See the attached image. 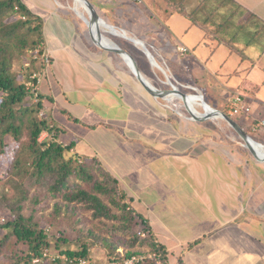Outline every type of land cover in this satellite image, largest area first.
<instances>
[{
  "label": "crops",
  "instance_id": "1",
  "mask_svg": "<svg viewBox=\"0 0 264 264\" xmlns=\"http://www.w3.org/2000/svg\"><path fill=\"white\" fill-rule=\"evenodd\" d=\"M143 1L90 0L105 23L125 32L126 37L116 31L121 37L109 34L108 38L133 57L138 71L156 89L166 90L159 84H168L156 73L158 69L143 54V48L133 41L144 45L161 67L158 73L178 87L190 85L181 71H193V91L203 99L207 91L210 99L206 103L218 111L230 108L232 95L238 92L235 86L254 90L255 94L259 91L258 85L242 81L240 74L254 75L260 79V87L264 86V48L253 56L246 53L250 43L237 49L231 40L218 36L229 29L234 13L244 16L246 11L251 14L248 18L264 31V0H199L194 5L203 10V5H230L216 8V13L227 10L214 24L218 32H210L209 18L192 22L186 13H179L183 17L179 19L180 29L174 32L170 18V27L164 29L169 34L161 26L162 10L172 15L175 5H193L194 1L178 0L168 7L159 5L158 0ZM29 6L46 17L43 49L50 65L44 76L59 69L57 75L77 98L69 101L57 79L55 83L43 79L39 91L57 107L53 108V119L56 112H62L64 117L69 114L70 120H60V125L64 133L82 141H74L73 151L99 158L118 178L133 198L132 207L148 221L154 240L164 247L167 264H264V163L257 161L244 145L240 148L226 136V140L216 139L224 130L208 129L206 122L182 120L161 103L165 100L152 97L124 59L99 49L84 20L71 15L64 5L60 11L53 5H40V9ZM246 25L242 24L243 28ZM73 26L77 40H63L61 31L73 30ZM231 35L237 37L234 30ZM111 36L130 41L132 49L127 50ZM181 46L188 52L180 53L177 49ZM63 61L67 66L62 70ZM227 84L234 85L228 89L229 98L221 100L218 93L211 92L225 90ZM95 103L99 113L92 108ZM246 104L251 109L249 117H242L247 126L250 121L264 119V100L256 95L248 97ZM112 111H116L114 115ZM89 114L94 120H86ZM246 134L263 137L249 131ZM180 249L179 254L175 252Z\"/></svg>",
  "mask_w": 264,
  "mask_h": 264
},
{
  "label": "trees",
  "instance_id": "2",
  "mask_svg": "<svg viewBox=\"0 0 264 264\" xmlns=\"http://www.w3.org/2000/svg\"><path fill=\"white\" fill-rule=\"evenodd\" d=\"M178 11L193 22V12H185V7ZM37 46L41 56L39 14L22 0H0V157L11 144L20 143L3 170L5 163H0V264H95L90 251L101 245L117 253L109 264L113 258L141 255L116 251L136 246L154 254H142L145 260L139 264L161 258L166 263L165 249L154 240L148 221L136 213L133 198L101 160L74 152L75 142L65 144L61 138L63 129L38 119L42 104L53 100L39 93L38 103L30 104L31 94L19 82L31 70L25 64ZM43 133L50 139L39 141ZM81 216L100 223L101 236L89 232L92 239L81 238ZM52 242L58 255L44 263Z\"/></svg>",
  "mask_w": 264,
  "mask_h": 264
},
{
  "label": "rangeland",
  "instance_id": "3",
  "mask_svg": "<svg viewBox=\"0 0 264 264\" xmlns=\"http://www.w3.org/2000/svg\"><path fill=\"white\" fill-rule=\"evenodd\" d=\"M72 1L73 0H71V1H69V0H22V2L25 3L28 7H30L29 5H31V6L32 5H35L38 9L41 8L40 5H53L54 8L58 10L60 8V6H63L64 5L65 9L68 10L71 13V15H73V16L75 15L74 17H77L76 16L77 14L73 10L74 5H73V2ZM87 1L90 2V0H87ZM145 1H147V0H145ZM145 1H143V2H145ZM176 1H178V0H158L159 5H167V7H168V4H170V6L171 5H175L174 2H176ZM193 1H194V3H193ZM198 1L199 0H190V2L193 3V5H191V4H185V5H183V7H185V12H187V13L193 12L192 13L193 14V20H195V21L197 20V21H200L201 22L204 19H206V18L208 19L209 18L208 28H209L210 32L217 33L218 31L216 30V27H215L214 24H217L216 22H218L220 20L221 16H224L226 14L225 12H227V10H224L223 12L216 13V8L218 6H223L224 8H228V7H230V5H218V6L217 5H206L205 10H203L202 8L201 9H198L200 5H194L195 2H198ZM213 1H216V3L217 2H221V0H213ZM211 3H214V2H211ZM151 6L154 8L155 6H158V5H151ZM175 7H172V9H171L172 15L169 14L170 16L166 13L167 11L166 12H163V10H162V18L160 19V22H161V26L163 27L162 29L163 30L164 29H167L168 30V27H170V25H171V24H169L168 20H170V18H171V22L170 23H173L171 25V28L172 29L174 28L175 29L174 32L176 33V32H178L176 29H178V30L180 29V25H179V23H180L179 21L180 20L179 19L183 18L182 15L179 14L180 12L178 11V9H181L183 7H178V8H175ZM59 11H60V9H59ZM61 11H62V14H64V12H63L62 9H61ZM243 11L245 12L246 10L243 9ZM37 13L39 14V16L42 19L46 18V17H44V15H43L42 12L41 13L37 12ZM250 15L251 14L248 11H246L244 13V16L241 15L240 12L234 13L232 15V20H231L229 29L228 30L226 29V30L220 32L218 36L224 38L225 40H231L232 45L234 47H237V49L239 47H241L242 45L243 46H248V43H250V46L246 49V53L255 56L257 53L259 54L260 52H262V50L264 48V31H262L261 30V27H259L258 25H256L252 20H250L248 18V16H250ZM242 24H247V25L243 28ZM52 28H53L54 34L55 35L56 34L58 35V30L56 28H54V26ZM75 29L76 28L74 26H73V30H71L69 28L63 29L61 31V36H62L63 40H66V41L77 40L73 36V33L75 34V32H76ZM172 29H170V32L171 33L173 32ZM233 30H234L235 34H237V37L236 38L232 37V35H231V32ZM164 32L166 33L165 30H164ZM175 33H173V34H175ZM166 34H169V33H166ZM103 35L106 36V37H109L110 36L109 33H107V34L106 33H103ZM178 36H179V38H181L182 33H181V35H178ZM111 38L113 40L119 42V43H123V45L126 47L127 50L132 49V46H131V42L130 41H128L126 39L121 40V39H118V38H116L114 36H111ZM251 38L253 39V41H252ZM40 49L41 48L37 46L34 51H31V52L28 53V60H27V63L25 64V67L26 68H29L30 67L31 70L29 71L28 74H26L24 76H21L19 78V82H22L23 84H25L26 87H27V89H28V93L31 94L32 100H31L30 104H36V103H38V100H37V98H35V96L37 94L41 93L39 91V89H40V84L43 81V79L46 81V83H51V82L52 83L53 82L55 83L54 79H57V81L63 87V92L67 95L68 100L71 101V102L76 101L77 98L74 95V92L72 94L71 91H68V83L63 78L59 77V75H57V74H60V72H61L59 69L56 70V73H54V74H53V72L50 73V74L48 72L47 75L44 76V73H45V71L47 70V68L49 66H46L45 65V63H44L45 58L43 56H39L38 51ZM143 62L145 64H147L146 60H143ZM246 63L248 64V62H246ZM27 64L29 66H27ZM61 65H62V70L65 69L66 66H67V64H65L64 61H63V63ZM181 72H184L185 73L184 74V79L186 81H189L190 82V85H187L188 88L184 87V85H182V84L179 85L180 87H178L174 83H171V84H173L175 87H177L181 92L185 93L186 95H197L193 91V77H194L193 76V71H189V70L184 71V70H182ZM156 73L161 76V79L164 82H166V78H165V76H163L161 74V72L158 73V70H157ZM177 74H179V73H177ZM239 77H240V79H242V81L244 79H247V82L248 83L249 82H252L254 85H258L259 91H257V94H255L256 91H254V90H250V89H247V88H238L236 86L234 87L233 84H230V85L227 84V86L224 85L225 86V90L224 89H220V91H216V90L214 91L213 90L211 92H213L215 94L218 93V98H220L221 100L222 99H225V98L227 99L230 96L229 95V92H228V89L230 87H234L236 89V91H238L237 93L238 94H241L245 99H248V97L254 98V96L257 95L262 100H264V86H261L260 87V84H259V80L260 79L256 80L254 78V75L253 76H250V77H247L246 74H242V75L240 74ZM180 78H182V75H181ZM37 79H39V82L40 83L37 82ZM33 80H35L36 82H33ZM159 85H160V87H163L165 89H170L171 88V86L169 84L168 85H162V86H161V84H159ZM244 85H246V84H244ZM45 86H47V85L45 84ZM45 86H44V88H45ZM189 89L191 91H189ZM208 98L210 99V97H208V93L206 91L205 92V98H204V102L205 103L208 101ZM161 103L163 105L169 107L171 109V111L174 112L176 115L180 116L182 120L188 121L191 118V116L187 112L184 104L182 103V101L180 99L174 98V99H172L170 101H167V102L166 101H163ZM213 103H216V102L213 101ZM54 107L55 106H53V104L49 103L48 101H45V104L44 105L42 104V108L38 112V119L39 120L46 121V123L50 127H53L55 130H57V129L60 130L61 129L60 120H64L65 119L67 121V118H68L69 114L66 113V116L64 117V114L62 112H56V116L54 117L55 119H53V113H52V111H53V108ZM55 108H57V107H55ZM92 108L94 110H96L98 113L100 112V110L98 109L96 103L95 104H92ZM212 109H214V108H212ZM197 110L200 113H203L204 112V109H202L200 107H197ZM214 110H216V109H214ZM69 111L71 112V110H69ZM229 111H230V108H226L225 111H223V112H225V114L228 115V112ZM115 112L116 111H112V114L114 115ZM90 116H91L90 114L87 116V118H86L87 121L94 120V119H90L91 118ZM92 116H94V115H92ZM56 117H57V119H56ZM231 119H233L238 124V126L245 133H246V131L248 132L250 130L249 129V126H247L245 124V119L246 118H242V117L232 118L231 117ZM56 120H57L58 123L56 122ZM212 121L213 122H211V120L205 121L206 122V126H207L208 129H213V130L215 129V130H218V131H223L224 130L222 133L219 132L220 134H218V137H216V139H218V140H220V139L226 140V138H225V136H226L232 142L234 141V144L236 142V144L240 148L244 145V143L241 140V138L239 137V135L232 129V127H230V125L226 121H224L222 119H212ZM192 122L194 123L195 121H192ZM74 123H78V122H75L74 121ZM198 123H200V122H198ZM201 123H204V122H201ZM207 123H210V124H207ZM75 125H77V124H75ZM68 126H71V125H68ZM221 134L224 135V136L222 137ZM252 136L253 137H251V138L253 140H255L256 142H258V143H260L262 145H264V137L261 138V137L255 136V135H252ZM61 138L63 139V141H64L65 144H69L70 142H74V141L76 143L78 141V143L82 144V141L81 140H77L76 138H74L70 134H68L67 132L64 133L63 135H61ZM47 139H50V136H48L47 133H43L40 136L39 141H44V140H47ZM22 140H23V142H25L26 141V136H24L22 138ZM18 144H20V143H18ZM18 144H16V143L11 144L7 148L6 154L4 156H1L0 157V163H2V164L5 163L3 165V167H2V170H3V168H5L6 162H8L10 160V158L12 156V153L16 149L15 147H17ZM116 179L118 180L117 177H116ZM0 187H1V185H0ZM1 220H2V218L0 216V221ZM81 220L83 221V223L78 227L79 229H81L80 230V237L81 238H84V239H86V240L89 241V237L91 238V235H90L89 232H93V234H95V235L98 234V236H101L100 231L102 229H101L100 223H97L96 221H94V222L90 221L87 216H84V217L81 216ZM73 237H75V236H73ZM141 237H143V236H141ZM185 248L186 247H184L183 250H185ZM118 250L122 251L123 255L126 252H128V251H132V252L135 251V252H137V253H139L141 255L143 254L145 256H147V255H154V254H151L149 252V249H147V248H141V247H138V246H136L135 248H132V249L131 248H118ZM118 250H116V251L118 252ZM90 252H91V254H90L91 260L95 264H109L110 263V259H111L110 256L113 257V256H115L117 254L116 252H114L113 254H111L110 251L108 252L107 248L104 247V246H102V245L101 246H94L91 249ZM175 252H177L179 254L181 252V249L180 250H176ZM57 255H58V253L54 249V242H52L49 250H46L44 252V256H48V260L47 259L44 260V261H46L44 263H47V262L51 261L50 259H53V257L56 258ZM49 257H50V259H49ZM152 258H153V256H152ZM159 261L162 262L163 259L162 258L161 259H157V261L150 260V263L158 264ZM33 263L34 264H38L39 262L38 261H34ZM162 264H163V262H162ZM164 264H167V262L164 263Z\"/></svg>",
  "mask_w": 264,
  "mask_h": 264
},
{
  "label": "water",
  "instance_id": "4",
  "mask_svg": "<svg viewBox=\"0 0 264 264\" xmlns=\"http://www.w3.org/2000/svg\"><path fill=\"white\" fill-rule=\"evenodd\" d=\"M78 1L81 3H85L86 9H87V12L89 15L88 20L86 21V19L83 16H81V18L85 21V23L88 27V31H89L90 38H91L92 42L101 50H105V51H108L111 53L118 54L124 60H125V58H127V59L130 58L131 60H133V57L130 54H128L124 50L120 49L119 47H117L115 45H114V47H108V46L103 44V40H102L103 39V32H105V31H103L100 26H101V23L104 24V22L102 21L101 17L98 16L94 7L92 6V4L89 1H87V0H78ZM107 28L110 29L111 34H113L112 32H115V30H116L115 27H113L111 25L107 26ZM124 37H126L125 34H124ZM133 42L136 43L137 45H140L141 48H143L142 49L143 54L148 58V60L151 62L152 65H154L155 67H157L159 69V66L153 60V58L148 53V51L146 50L144 45L140 41H133ZM133 75L135 76V78L137 79L139 84L142 86V88L147 93H149L152 97L163 99L165 101H169V98L171 96L178 95V98L182 101L184 106L186 105V98L188 97V95L181 92L173 84H171L170 89L159 90V89H156L154 86H152L148 81H144L143 78L139 74H133ZM201 99L203 100L202 96H201ZM203 103L205 106L209 107L204 101H203ZM204 111L205 112L202 116H196L190 112L189 115L191 116L192 121L205 122V121L210 120V119H222V120L226 121L230 125V127H232V129L239 135V137L241 138V140L244 143V146L247 148V150L250 152V154L257 161L264 162V157L261 158L258 155L256 148L252 144L254 142L252 140V138L249 137L238 126V124L233 119H231L228 115H226L225 113L218 111V110L213 109V111H211V112H209V110H207V111L204 110Z\"/></svg>",
  "mask_w": 264,
  "mask_h": 264
},
{
  "label": "bare ground",
  "instance_id": "5",
  "mask_svg": "<svg viewBox=\"0 0 264 264\" xmlns=\"http://www.w3.org/2000/svg\"><path fill=\"white\" fill-rule=\"evenodd\" d=\"M69 1H71V0H69ZM73 2V5H74V8H73V10H74V12L77 14L76 16H79L80 18H81V16H85L84 18L86 19V21L88 20V12H87V9H86V6H85V3H81V2H79L78 0H73L72 1ZM70 5V4H69ZM70 8V7H69ZM69 12V11H68ZM75 16V15H74ZM82 19V18H81ZM83 20V19H82ZM103 21V20H102ZM85 22V21H84ZM104 22V21H103ZM107 26H109V24H107V23H105L104 22V24L103 23H101V29L103 30V31H105V32H103V33H109V34H111L110 33V29H108L107 28ZM88 29V28H87ZM116 30H115V32H112L113 34H111V35H114V36H119V34L117 33V32H122V33H124L125 34V32L124 31H122V30H120V29H117V28H115ZM117 31V32H116ZM104 36V35H103ZM108 36V35H107ZM119 37H121V36H119ZM134 37V36H133ZM123 38V37H122ZM132 39V38H131ZM103 44L104 45H106V46H108V47H114V43L113 42H111V40L108 38V37H106V36H104L103 37ZM116 46V45H115ZM156 60V59H155ZM125 63L128 65V67L130 68V70H131V72L133 73V74H139L142 78H143V80L144 81H148L139 71H138V68L136 67V65L133 63V61L130 59V58H125ZM154 66V65H153ZM155 67V66H154ZM155 68H157V67H155ZM158 69V68H157ZM159 69H160V71L162 70L161 69V67H159ZM158 69V70H159ZM167 77V76H166ZM165 77V78H166ZM167 84H169L170 86H171V82H170V80L168 79V77H167ZM166 84V83H165ZM153 86V85H152ZM189 91H191L190 89H189ZM174 98H177V99H179L178 98V95H173V96H171L170 98H169V101L170 100H172V99H174ZM203 101H204V99L202 100L201 99V95H188V97L186 98V105H185V108H186V110H187V112L190 114V112L191 113H193L194 115H196V116H202L203 114H204V112L203 113H200L198 110H197V107H200V108H202V109H204V110H209V112H211V111H213V109L212 108H210V107H207V106H205L204 105V103H203ZM167 102V101H166ZM201 111V110H200ZM186 112V111H185ZM187 115V114H186ZM190 120H192V118H190ZM253 140V139H252ZM254 142L252 143L253 145H254V147L256 148V150H257V153H258V155L262 158V157H264V145H262V144H260V143H258V142H256L255 140H253Z\"/></svg>",
  "mask_w": 264,
  "mask_h": 264
},
{
  "label": "built area",
  "instance_id": "6",
  "mask_svg": "<svg viewBox=\"0 0 264 264\" xmlns=\"http://www.w3.org/2000/svg\"><path fill=\"white\" fill-rule=\"evenodd\" d=\"M137 3H141V0H134ZM180 53L185 54L188 52V50L181 46L180 48L177 49ZM45 58V65L49 66L50 65V58L48 55L44 52L41 54ZM35 78V77H34ZM37 82H39V79H37ZM247 99H245L241 94L234 93L232 95V99L230 101V111L228 112V115L232 118L235 117H249L251 109L250 107L246 104ZM249 132L251 134H261L264 137V119H259L258 121H250L249 122ZM141 236L144 237V234ZM121 256H123L122 251H118ZM145 258L141 255L139 256H131L129 258L122 257V259H116L113 258L111 264H139L140 262H143ZM84 264V263H83ZM158 264H162L161 261L158 262Z\"/></svg>",
  "mask_w": 264,
  "mask_h": 264
},
{
  "label": "clouds",
  "instance_id": "7",
  "mask_svg": "<svg viewBox=\"0 0 264 264\" xmlns=\"http://www.w3.org/2000/svg\"><path fill=\"white\" fill-rule=\"evenodd\" d=\"M134 1V0H133ZM229 116V115H228ZM231 118V117H230Z\"/></svg>",
  "mask_w": 264,
  "mask_h": 264
}]
</instances>
